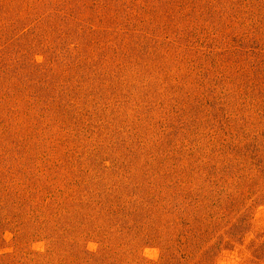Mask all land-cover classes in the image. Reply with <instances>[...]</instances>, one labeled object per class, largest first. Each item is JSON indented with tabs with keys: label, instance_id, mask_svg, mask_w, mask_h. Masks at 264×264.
<instances>
[{
	"label": "rangeland",
	"instance_id": "1",
	"mask_svg": "<svg viewBox=\"0 0 264 264\" xmlns=\"http://www.w3.org/2000/svg\"><path fill=\"white\" fill-rule=\"evenodd\" d=\"M5 254L264 264V0H0Z\"/></svg>",
	"mask_w": 264,
	"mask_h": 264
},
{
	"label": "trees",
	"instance_id": "2",
	"mask_svg": "<svg viewBox=\"0 0 264 264\" xmlns=\"http://www.w3.org/2000/svg\"><path fill=\"white\" fill-rule=\"evenodd\" d=\"M190 239L191 240H201V237H197V236H191L190 237ZM9 255L8 254H5V255H2V256H0V258H2V260L4 259V258H7ZM1 260V259H0ZM13 259H11V261H12ZM120 264H121V262H120V260L118 261ZM25 264V263H24ZM127 264V263H126ZM140 264H141V262H140Z\"/></svg>",
	"mask_w": 264,
	"mask_h": 264
}]
</instances>
